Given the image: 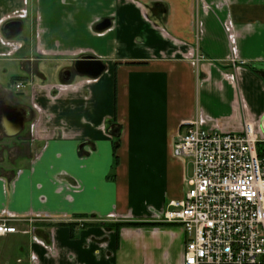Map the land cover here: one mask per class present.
<instances>
[{
	"label": "crops",
	"instance_id": "1",
	"mask_svg": "<svg viewBox=\"0 0 264 264\" xmlns=\"http://www.w3.org/2000/svg\"><path fill=\"white\" fill-rule=\"evenodd\" d=\"M84 55L99 76L75 72ZM4 59L24 86L0 94L28 116L0 167L17 229L0 264H183L180 226L113 224L162 222L190 188L192 160L172 153L186 121L264 134V0H0Z\"/></svg>",
	"mask_w": 264,
	"mask_h": 264
},
{
	"label": "built area",
	"instance_id": "2",
	"mask_svg": "<svg viewBox=\"0 0 264 264\" xmlns=\"http://www.w3.org/2000/svg\"><path fill=\"white\" fill-rule=\"evenodd\" d=\"M172 153L193 163L190 188L161 213L163 223L185 233L183 264H264V134L250 124L241 132L213 131L195 117ZM16 231L0 217V234Z\"/></svg>",
	"mask_w": 264,
	"mask_h": 264
},
{
	"label": "water",
	"instance_id": "3",
	"mask_svg": "<svg viewBox=\"0 0 264 264\" xmlns=\"http://www.w3.org/2000/svg\"><path fill=\"white\" fill-rule=\"evenodd\" d=\"M109 19H103L96 25L97 30L105 29L109 26ZM21 21L11 20L4 24L3 32L6 36L12 37L19 33L21 29ZM75 72L80 75H86L89 77L99 76L105 69V65L101 60L97 59L93 55H84L73 63ZM71 70H66L62 73V80L69 81L71 79ZM2 110V124L4 127L5 135L13 137L20 133L23 128L24 114L20 112L16 107L7 105Z\"/></svg>",
	"mask_w": 264,
	"mask_h": 264
},
{
	"label": "rangeland",
	"instance_id": "4",
	"mask_svg": "<svg viewBox=\"0 0 264 264\" xmlns=\"http://www.w3.org/2000/svg\"><path fill=\"white\" fill-rule=\"evenodd\" d=\"M16 44H17L16 42L13 43L14 46H17ZM17 71H18V66L13 61H11V59H9L8 61H6L5 59L0 60V85L6 87L9 90H12L13 88L16 89L14 87L15 80L12 79L13 77L17 76L16 75L18 73ZM14 89L12 90L13 94H15V96L17 97L18 96L20 97V93H18ZM23 131H25V129H23ZM23 131L19 133V136L24 134ZM14 143H16L17 146L20 145L18 137L5 138L0 133V167L7 166L6 157L9 155V149H11L13 145H15Z\"/></svg>",
	"mask_w": 264,
	"mask_h": 264
},
{
	"label": "flooded vegetation",
	"instance_id": "5",
	"mask_svg": "<svg viewBox=\"0 0 264 264\" xmlns=\"http://www.w3.org/2000/svg\"><path fill=\"white\" fill-rule=\"evenodd\" d=\"M66 70H68V69H65L64 71H66ZM69 70H71V69H69ZM71 72H72V70H71ZM11 92H13V91L11 90ZM7 105H11V106L16 107L20 112H22L24 114V123H23L22 131L24 129V124H25V121H26L27 116H28V110L25 109V107L22 105H18L16 103H11L6 96L0 94V133L5 138H12V137H8L5 135L4 127L2 124V110H4L3 108ZM17 135H19V133ZM17 135H15V136H17ZM15 136H13V137H15Z\"/></svg>",
	"mask_w": 264,
	"mask_h": 264
},
{
	"label": "trees",
	"instance_id": "6",
	"mask_svg": "<svg viewBox=\"0 0 264 264\" xmlns=\"http://www.w3.org/2000/svg\"><path fill=\"white\" fill-rule=\"evenodd\" d=\"M21 77L16 76L13 77L12 80H17ZM116 147V146H115ZM165 223L163 222H129V221H125V222H120V223H114L113 225H115V227H120V226H159V225H163Z\"/></svg>",
	"mask_w": 264,
	"mask_h": 264
}]
</instances>
